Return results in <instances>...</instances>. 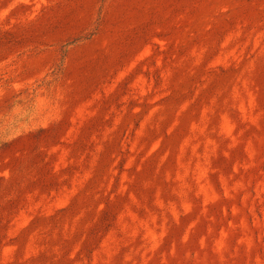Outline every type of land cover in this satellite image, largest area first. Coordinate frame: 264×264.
<instances>
[{"label": "rangeland", "instance_id": "obj_1", "mask_svg": "<svg viewBox=\"0 0 264 264\" xmlns=\"http://www.w3.org/2000/svg\"><path fill=\"white\" fill-rule=\"evenodd\" d=\"M0 264H264V0H0Z\"/></svg>", "mask_w": 264, "mask_h": 264}]
</instances>
